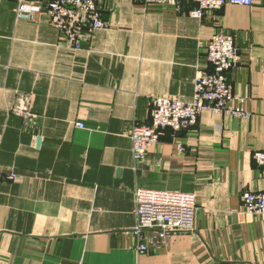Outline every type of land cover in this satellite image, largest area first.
<instances>
[{
  "label": "crops",
  "instance_id": "obj_1",
  "mask_svg": "<svg viewBox=\"0 0 264 264\" xmlns=\"http://www.w3.org/2000/svg\"><path fill=\"white\" fill-rule=\"evenodd\" d=\"M96 6L105 26L74 48L45 10L0 0V264H264V213L241 201L264 191V0L201 19L192 1ZM217 32L238 48L227 80L250 116L200 113L135 163L132 127L151 122L156 96L192 99ZM140 187L194 192V229L135 234Z\"/></svg>",
  "mask_w": 264,
  "mask_h": 264
},
{
  "label": "built area",
  "instance_id": "obj_2",
  "mask_svg": "<svg viewBox=\"0 0 264 264\" xmlns=\"http://www.w3.org/2000/svg\"><path fill=\"white\" fill-rule=\"evenodd\" d=\"M19 16L45 10L57 31L69 37L70 46L78 48L83 30L93 31L105 26L100 18L96 0H12ZM181 1H192L196 7L188 15L201 19L207 13L221 10L226 4L250 6L254 0H143L144 5H161L179 10ZM205 68L194 78L190 101L176 97L156 96L152 100L149 124H135L129 132L131 152L135 163H141L145 153L155 145L165 129L187 130L197 123L198 115L248 118L244 98L234 93L227 80V72L239 61V51L232 35L213 34L203 47ZM77 126L83 127L82 123ZM253 159L264 177V150H256ZM135 198V225L139 237L145 230L156 231L160 238L178 231H192L196 223L197 200L194 192L170 189L137 188ZM244 209L250 214L264 213V191H244L241 194ZM138 249L146 247L140 244Z\"/></svg>",
  "mask_w": 264,
  "mask_h": 264
},
{
  "label": "water",
  "instance_id": "obj_3",
  "mask_svg": "<svg viewBox=\"0 0 264 264\" xmlns=\"http://www.w3.org/2000/svg\"><path fill=\"white\" fill-rule=\"evenodd\" d=\"M39 141H40V139H39V138H37V145L39 144Z\"/></svg>",
  "mask_w": 264,
  "mask_h": 264
}]
</instances>
